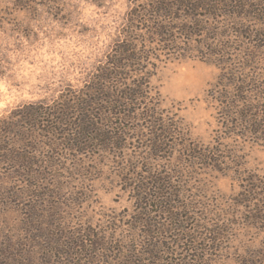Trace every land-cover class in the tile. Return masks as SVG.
<instances>
[{
	"label": "rangeland",
	"instance_id": "1",
	"mask_svg": "<svg viewBox=\"0 0 264 264\" xmlns=\"http://www.w3.org/2000/svg\"><path fill=\"white\" fill-rule=\"evenodd\" d=\"M144 1L0 0V264H31V204L54 190L76 227L113 221L112 209L131 213L126 220L136 205L152 210L162 264H264V43L255 33L195 37L183 53L153 59L159 114L181 122L184 144L153 149L162 136L143 107L108 121L116 147H98L93 127L82 133L84 115H98L82 107L86 85ZM234 78L258 107L251 132L229 133L219 113L227 91L236 99Z\"/></svg>",
	"mask_w": 264,
	"mask_h": 264
},
{
	"label": "trees",
	"instance_id": "2",
	"mask_svg": "<svg viewBox=\"0 0 264 264\" xmlns=\"http://www.w3.org/2000/svg\"><path fill=\"white\" fill-rule=\"evenodd\" d=\"M124 28L122 37L86 85L88 96L81 100L84 104L80 103L86 111L97 108L98 115L97 119L93 115L90 121L84 115L82 133L93 127L103 137L95 142L98 147H116L121 136L109 129L108 121L143 107L151 112L144 120L155 128L153 135L162 136L155 138L153 149L160 150L163 143L173 148L177 141L185 143L187 131L180 121V125L175 123V128L173 123L164 124L165 119L159 114L161 100L151 85L156 66L153 59L163 52L183 53L195 37L202 39V43L206 40L217 43L225 42L233 33L239 36L246 31L249 35L255 33L256 40L264 43V0H145L129 11ZM238 81L234 78L229 82L236 99L229 100L227 94L231 92L227 91L226 100L221 98L224 110L219 111L221 116L227 115L231 134L243 125L253 131L254 117L260 115L256 104L245 96L248 82ZM170 134L172 140L167 142ZM80 142L75 148H79ZM86 143L82 141L81 147ZM19 159L25 160L20 161L22 164L34 163L27 155ZM84 193L79 192V197ZM63 199L60 191L54 190L31 204V264H162L165 261L158 252L163 245L157 235L161 227L146 206L136 205L129 220L125 219L131 214L127 210L120 213L112 209L113 221L76 227ZM118 217L124 219L122 224L117 222Z\"/></svg>",
	"mask_w": 264,
	"mask_h": 264
}]
</instances>
